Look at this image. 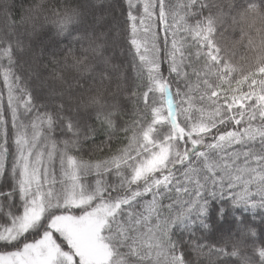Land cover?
Instances as JSON below:
<instances>
[{"label":"snow or ice","instance_id":"1","mask_svg":"<svg viewBox=\"0 0 264 264\" xmlns=\"http://www.w3.org/2000/svg\"><path fill=\"white\" fill-rule=\"evenodd\" d=\"M201 256L264 264V0H0V264Z\"/></svg>","mask_w":264,"mask_h":264},{"label":"trees","instance_id":"2","mask_svg":"<svg viewBox=\"0 0 264 264\" xmlns=\"http://www.w3.org/2000/svg\"><path fill=\"white\" fill-rule=\"evenodd\" d=\"M80 2H83V0H80ZM93 2L99 4L100 0H93ZM116 2H119V0H116ZM161 34H162V33H161ZM126 51H127V45H126V44H122L121 46H119V47L116 48V54H117L121 59L124 58V55H125ZM107 54L111 55L112 52L109 51V53H107ZM260 214H262L261 210H257V214H256V216H255V222H257V223L259 222V216H260ZM245 215L248 216L250 220L253 219V215H252V213H245ZM197 235H199V233H198ZM209 238H210V239H214V237L211 235V233L209 234ZM205 252H207V249H205ZM194 255H195V254H194ZM199 259H200L201 261H203V264H208V259H207V257H205V256H201Z\"/></svg>","mask_w":264,"mask_h":264}]
</instances>
